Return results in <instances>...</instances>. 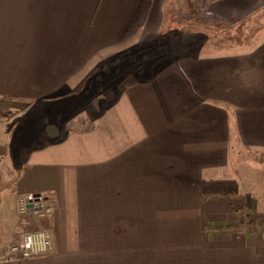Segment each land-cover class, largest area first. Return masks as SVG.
<instances>
[{
    "label": "crops",
    "instance_id": "obj_1",
    "mask_svg": "<svg viewBox=\"0 0 264 264\" xmlns=\"http://www.w3.org/2000/svg\"><path fill=\"white\" fill-rule=\"evenodd\" d=\"M168 1L0 0V97L32 104L0 144V264H264V231L244 229L260 193L233 159L264 153L263 30L87 95L109 59L150 41ZM204 6L239 23L264 0ZM42 106L51 122L28 131ZM28 194L47 210L23 212ZM42 229L51 253L3 261Z\"/></svg>",
    "mask_w": 264,
    "mask_h": 264
},
{
    "label": "rangeland",
    "instance_id": "obj_2",
    "mask_svg": "<svg viewBox=\"0 0 264 264\" xmlns=\"http://www.w3.org/2000/svg\"><path fill=\"white\" fill-rule=\"evenodd\" d=\"M205 0H170L165 7V22L159 27L155 34H151L150 41L141 42L145 47L142 49L140 55H122L118 58H111L102 69L101 74L95 78V82L90 85L87 95L92 98V91L95 86L97 92L105 91V88L113 87L117 81L125 78V76L132 74L141 76L142 71L153 68L161 62L185 56L191 52L198 53H213L231 46H237L238 42L255 43L254 38L256 33L264 31V11L259 15L249 18L239 23H231L214 19L204 6ZM219 22V23H218ZM147 45V47H146ZM110 60H113L110 61ZM99 82L100 85L97 86ZM59 105V104H58ZM58 105L52 108H59ZM23 104L14 103L10 107V112L15 113L16 116L21 113ZM42 108V109H41ZM45 106L34 109V114L38 117L35 119L24 120L22 125L27 126L30 131L31 124L35 125L34 128L37 133L40 128L47 126L51 120H48L47 114L50 113L51 108ZM29 112V109L23 112ZM60 112V111H59ZM57 112V113H59ZM41 114V116H40ZM11 117L0 121V144L4 145V134L12 131L16 123L14 122V114ZM19 120V119H16ZM38 120V122H37ZM26 130V129H25ZM27 130L23 133L28 134ZM29 136V135H27ZM10 137L9 139H11ZM23 138V141L28 139ZM41 139L45 140L41 136ZM10 157V154H8ZM236 167L242 165L243 162L247 168H253L252 171L246 168V175H250L255 184L253 189H256L260 194L256 195L258 206H256V199L253 200L250 219L255 225H264V153L262 150H240L233 153ZM22 161V159H17ZM253 183V181H250ZM246 187H249L248 185ZM262 187V188H261ZM260 189L262 192H260ZM248 197H251L248 195ZM260 198V199H259ZM262 198V200H261ZM256 207V208H255ZM255 209L257 212H255ZM259 210V211H258ZM262 213V214H261Z\"/></svg>",
    "mask_w": 264,
    "mask_h": 264
},
{
    "label": "built area",
    "instance_id": "obj_3",
    "mask_svg": "<svg viewBox=\"0 0 264 264\" xmlns=\"http://www.w3.org/2000/svg\"><path fill=\"white\" fill-rule=\"evenodd\" d=\"M21 209L25 213L41 214L47 210L45 199L41 194H28L24 197ZM53 250L52 237L49 231L42 229L25 233L21 239L9 244L3 255L4 262L28 260L47 255Z\"/></svg>",
    "mask_w": 264,
    "mask_h": 264
},
{
    "label": "trees",
    "instance_id": "obj_4",
    "mask_svg": "<svg viewBox=\"0 0 264 264\" xmlns=\"http://www.w3.org/2000/svg\"><path fill=\"white\" fill-rule=\"evenodd\" d=\"M145 47L144 44H141L140 46L136 47L135 49L133 50H130L128 52H126L125 54H122V55H132V56H138L141 53L142 49ZM147 47V45H146ZM122 55H119L118 57L122 56ZM117 57V58H118ZM122 58V57H120ZM110 61H113V60H110ZM15 103L14 99L11 98V97H0V121H3L4 119H7L8 117H11L12 115L11 114H16V112L14 113H11L10 111V107L11 105H13ZM32 104L31 103H28V104H23L22 106V109H19V111H25L27 110ZM241 228L240 226H236L234 229H239ZM245 231H264V226L261 224V225H255V224H251V223H247L246 226L244 227Z\"/></svg>",
    "mask_w": 264,
    "mask_h": 264
}]
</instances>
